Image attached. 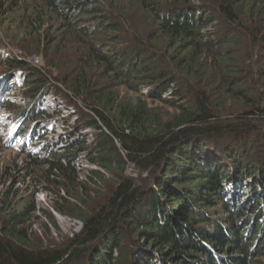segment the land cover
Masks as SVG:
<instances>
[{"label": "trees", "instance_id": "obj_1", "mask_svg": "<svg viewBox=\"0 0 264 264\" xmlns=\"http://www.w3.org/2000/svg\"><path fill=\"white\" fill-rule=\"evenodd\" d=\"M0 27L12 43L33 37L23 49L62 71L56 80L91 109L100 131L92 149L79 141L46 160L27 152V134L43 136L36 130L47 121L40 105L48 79L24 57L0 58L23 75L27 104L3 102L23 122L18 151L30 162L22 180L48 184L54 209L84 223L60 246H32L18 225L37 211L36 190L11 205L20 179L9 187L0 168L10 209L0 215V264H264V157L223 143L264 128V0H0ZM59 48L69 58L56 56ZM144 85L172 113L120 94ZM81 152L116 176L92 203L74 164ZM129 161L151 177L126 176Z\"/></svg>", "mask_w": 264, "mask_h": 264}, {"label": "rangeland", "instance_id": "obj_2", "mask_svg": "<svg viewBox=\"0 0 264 264\" xmlns=\"http://www.w3.org/2000/svg\"><path fill=\"white\" fill-rule=\"evenodd\" d=\"M206 30H208L209 33L213 32L215 29L211 25L207 27ZM3 31L4 30L0 27V58L8 55L26 58L27 61L37 67L43 76L48 79L47 83H49L48 87H46V85L44 86V88H49V92L46 94V97L42 99L40 105V108L45 110L43 116L47 121H43L41 125H37L36 130V133L41 132L43 136L36 138V141H32L29 132L26 137L30 144V150H27V152L33 150L37 153L36 156L39 160H46L50 158L53 150L63 153L71 146L76 148V144L79 141H86V144L89 145L91 149L96 147L98 144L96 140L100 131L92 124L94 114L83 100L74 98L73 93L67 86L56 80L61 77L62 71L59 72L58 69L52 68L49 65L47 66L43 53L23 49L22 44L32 43V36H27L22 33L18 37V41L12 43L5 35V31ZM101 42H106L104 36L101 38ZM121 42V44L113 43L112 45L113 47L119 46L118 48L122 49L123 44L127 45V41L123 40ZM55 55L63 58L67 55V52L59 48L55 52ZM142 55H145L144 51ZM35 56H39V62L35 61ZM67 58H69L68 55ZM127 62L129 61L127 60ZM162 65L165 66V64H161V66ZM6 70V67L0 62V168L5 171L1 181H6L9 187H12L14 182L20 179L19 182L12 187V193L9 199L11 205H16L21 199L30 198L31 193L36 190L34 198L37 211L27 217L25 223H20L18 225L19 229H23V231L29 235V239L32 240V246H42L43 243L46 245L54 244L52 245L53 247L60 246L67 242L68 239H71L75 234L80 233L83 230L84 223L77 218L61 214L54 209L55 194L47 190L48 184L43 185L44 190H42L40 186L36 189L35 185H31L29 179L26 182L22 180V177L25 176L29 178V171L26 168L30 162V158L27 157L26 154L18 151V146L25 139V137L17 136L18 129L23 125V122L14 121L8 117L7 109L3 107V101L8 96L10 100H15L17 105L23 107L27 104V99L23 94V79L22 75L19 74L20 71L12 76V74ZM38 79L41 78L38 77ZM100 79L101 84L105 83L106 86L109 87L114 85V82L109 80L110 78L102 77ZM36 83L39 84L38 81L34 82L35 86L37 85ZM147 86L151 87V85H144L141 87L140 92H135L127 87H121L120 94L121 96L124 95L134 99L142 98L147 100V95L150 92V90L146 91ZM172 89L173 86L164 94L163 97L165 99L172 98ZM148 100L150 103H154V105L162 108L164 115L172 113L173 109L166 104L153 102L151 99ZM255 133L251 136L246 134L245 136L242 135L239 137L231 134L225 137L226 139L223 143H230L240 149L243 148L246 157L251 158L253 156V158L257 160V158L264 157V144L260 141L261 138H264V128L256 130ZM214 139L217 140L216 138ZM212 140L211 142L215 143ZM118 146L120 147L121 144L119 143ZM221 149L224 151L223 148ZM125 154L124 152L123 156H125ZM208 154L213 159L216 158L220 160V155L215 154L214 157L213 151H209ZM74 164L80 174V180L85 182L86 198L84 199L89 203H92L93 200H97L106 194L108 184L115 183V175L89 162L88 152H81ZM19 169L22 170L21 173L18 172ZM91 170H101V176L92 174ZM124 173L126 176L133 179L151 177L149 172H141L136 164L131 161L127 163ZM4 190L5 188L0 185V215H4L5 212L10 210L3 202ZM235 190V188H231V194ZM62 194L64 193L62 192ZM51 215L53 216L54 222L50 219Z\"/></svg>", "mask_w": 264, "mask_h": 264}, {"label": "built area", "instance_id": "obj_3", "mask_svg": "<svg viewBox=\"0 0 264 264\" xmlns=\"http://www.w3.org/2000/svg\"><path fill=\"white\" fill-rule=\"evenodd\" d=\"M35 61L36 62H39V56H35ZM22 73V71H20V74ZM151 89V87H149V86H147L146 87V91H148V90H150Z\"/></svg>", "mask_w": 264, "mask_h": 264}, {"label": "bare ground", "instance_id": "obj_4", "mask_svg": "<svg viewBox=\"0 0 264 264\" xmlns=\"http://www.w3.org/2000/svg\"><path fill=\"white\" fill-rule=\"evenodd\" d=\"M55 87V86H54Z\"/></svg>", "mask_w": 264, "mask_h": 264}]
</instances>
